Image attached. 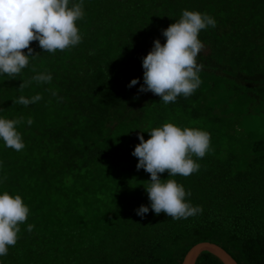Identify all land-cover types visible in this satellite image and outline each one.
<instances>
[{
    "label": "trees",
    "instance_id": "1",
    "mask_svg": "<svg viewBox=\"0 0 264 264\" xmlns=\"http://www.w3.org/2000/svg\"><path fill=\"white\" fill-rule=\"evenodd\" d=\"M83 4L79 44L51 53L33 41L39 55L21 74H0V117L22 118L25 144L16 151L0 140V194H20L30 210L0 264H181L201 241L220 244L240 264H264V0ZM185 9L211 15L216 26L199 33L200 86L164 104L139 91L143 59L157 39L166 43L163 31ZM41 72L52 81L32 80ZM36 94L38 102L14 103ZM166 122L210 135L205 156H193L198 171L161 174L202 207L187 219L155 214L145 188L150 173L133 155L139 135L147 140ZM142 205L149 206L143 217ZM196 264L224 262L203 251Z\"/></svg>",
    "mask_w": 264,
    "mask_h": 264
},
{
    "label": "clouds",
    "instance_id": "2",
    "mask_svg": "<svg viewBox=\"0 0 264 264\" xmlns=\"http://www.w3.org/2000/svg\"><path fill=\"white\" fill-rule=\"evenodd\" d=\"M84 16L83 0L71 3L70 0H0V74L11 79L19 76L29 64L33 55L31 44L38 41L40 47L55 53L76 46L82 40L77 21ZM215 27L216 20L206 13L183 10L179 20L163 31L166 43L159 39L153 49L143 59L144 84L139 91H151L161 97L164 104L175 102L177 97L192 95L202 83L199 72L202 65L197 56L204 48L199 39L201 30ZM27 49V52H25ZM53 77L41 72L32 77L39 83H50ZM138 78L133 79L129 87L135 86ZM23 81L19 86L22 92L28 86ZM54 96L56 92L52 93ZM42 99L39 94L27 98L21 95L14 103L28 106ZM22 118L8 119L0 117V140L6 147L21 151L25 144L17 125ZM33 119L28 118L31 125ZM145 140L139 135L140 143L133 155L139 160L137 169L143 168L150 173L151 179L145 185L151 209L156 215L161 212L173 219H187L202 213L200 206H193L185 198L190 196L182 184L175 179H161L165 171L168 177L177 175L187 177L199 170L200 165L193 156L203 158L210 146V135L206 131L192 127H180L172 122L150 131ZM29 207L20 194L4 191L0 194V256L8 254L9 246L17 243L20 224L29 215ZM149 212V206L142 205L137 215L143 217ZM34 225H28L32 231Z\"/></svg>",
    "mask_w": 264,
    "mask_h": 264
},
{
    "label": "water",
    "instance_id": "3",
    "mask_svg": "<svg viewBox=\"0 0 264 264\" xmlns=\"http://www.w3.org/2000/svg\"><path fill=\"white\" fill-rule=\"evenodd\" d=\"M207 251L214 256H218L224 264H240L238 260L231 255L224 247L218 243L210 241H201L192 245L184 254V258L181 264H196L199 255Z\"/></svg>",
    "mask_w": 264,
    "mask_h": 264
}]
</instances>
